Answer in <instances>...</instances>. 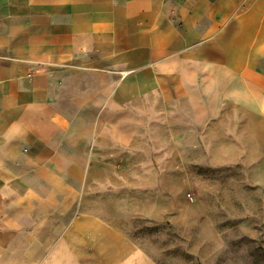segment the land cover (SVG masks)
Wrapping results in <instances>:
<instances>
[{"label": "crops", "instance_id": "1", "mask_svg": "<svg viewBox=\"0 0 264 264\" xmlns=\"http://www.w3.org/2000/svg\"><path fill=\"white\" fill-rule=\"evenodd\" d=\"M263 66L264 0H0V264H162L84 196L162 161L142 110L263 114Z\"/></svg>", "mask_w": 264, "mask_h": 264}, {"label": "rangeland", "instance_id": "2", "mask_svg": "<svg viewBox=\"0 0 264 264\" xmlns=\"http://www.w3.org/2000/svg\"><path fill=\"white\" fill-rule=\"evenodd\" d=\"M144 111L138 135L162 161L138 164L140 176L136 164H115L113 194L84 200L104 208L109 199L102 213L162 264H264V113L220 119L199 148L187 115Z\"/></svg>", "mask_w": 264, "mask_h": 264}]
</instances>
